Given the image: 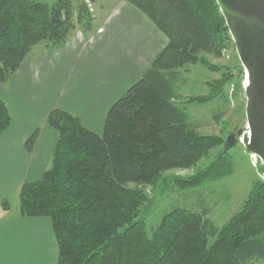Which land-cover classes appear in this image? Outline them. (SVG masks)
Returning <instances> with one entry per match:
<instances>
[{
  "label": "trees",
  "instance_id": "1",
  "mask_svg": "<svg viewBox=\"0 0 264 264\" xmlns=\"http://www.w3.org/2000/svg\"><path fill=\"white\" fill-rule=\"evenodd\" d=\"M168 38L153 59L109 109L101 134L78 116L52 109L45 123L58 139L49 167L18 192L21 216H47L58 247L55 264H248L264 260V182H256L242 208L222 227L206 210L175 208L150 234L139 215L144 196L138 186L152 184L171 169H188L220 144L197 132L176 103L179 70L200 52L219 54L228 29L215 0H127ZM70 0H0V83L18 69L32 47L61 46L75 29ZM79 4L77 23L90 24ZM88 26V25H86ZM89 27V26H88ZM211 70L217 67L201 58ZM224 75L207 96H221ZM11 117L0 100V134ZM37 130L25 141L30 152ZM212 166L174 178L180 189L194 190L208 180ZM130 184L134 186L131 187ZM4 209L9 207L3 201Z\"/></svg>",
  "mask_w": 264,
  "mask_h": 264
},
{
  "label": "crops",
  "instance_id": "2",
  "mask_svg": "<svg viewBox=\"0 0 264 264\" xmlns=\"http://www.w3.org/2000/svg\"><path fill=\"white\" fill-rule=\"evenodd\" d=\"M118 5L122 9L104 17L101 31L87 36L73 30L61 46H42L36 55L31 50L0 83V100L11 117L0 134V264H55L58 259L51 219L21 216L17 202L20 187L39 180L49 167L58 139L45 123L49 111L76 115L88 130L101 134L111 106L168 43L136 6L127 0ZM51 51L54 59L37 82L31 62L40 58L46 65L43 56ZM36 130L28 152L24 143ZM3 201L11 206L4 209Z\"/></svg>",
  "mask_w": 264,
  "mask_h": 264
},
{
  "label": "rangeland",
  "instance_id": "3",
  "mask_svg": "<svg viewBox=\"0 0 264 264\" xmlns=\"http://www.w3.org/2000/svg\"><path fill=\"white\" fill-rule=\"evenodd\" d=\"M37 1L51 5L56 0ZM118 1L70 0L74 12V30L87 36L101 31L104 17L122 9ZM81 2L88 11L90 24L84 25L86 19L82 23L76 22ZM220 32L224 45L220 48L219 54L200 52L197 61L188 63L179 70V80L176 84L178 96L176 103L185 110L188 121L196 125L198 133L217 137L220 144L209 150L191 168L168 170L152 184L138 186L144 196L143 202L138 206L139 215L145 221L148 234L168 212L175 208H185L197 213L206 210V217L215 226L222 227L242 208L252 186L256 182H264V165L256 155L249 153L242 143L237 140L227 150L223 149L229 133L245 129L246 96L243 89L244 72L234 42L229 31L227 37H224L222 28ZM42 46L46 47L45 42H39L32 47L31 53L34 55L40 53ZM48 54L43 56L44 60L48 61L46 65L40 63V58L31 62L36 73L37 80L35 78L34 80L37 82L41 73L46 72L43 68L50 65L54 59L51 57L54 55L52 51ZM201 58L217 69H209L199 61ZM227 74L230 76L222 85L221 96L207 102H188L193 97L207 96L213 83L222 80ZM209 166H212V169L208 180L194 190L180 189L176 181L174 182V178L192 176ZM130 186L134 185L130 184ZM8 205L11 206V203L8 202ZM248 264H264V260H253Z\"/></svg>",
  "mask_w": 264,
  "mask_h": 264
},
{
  "label": "water",
  "instance_id": "4",
  "mask_svg": "<svg viewBox=\"0 0 264 264\" xmlns=\"http://www.w3.org/2000/svg\"><path fill=\"white\" fill-rule=\"evenodd\" d=\"M243 68L245 129L229 133L227 150L237 140L264 165V0H215Z\"/></svg>",
  "mask_w": 264,
  "mask_h": 264
},
{
  "label": "bare ground",
  "instance_id": "5",
  "mask_svg": "<svg viewBox=\"0 0 264 264\" xmlns=\"http://www.w3.org/2000/svg\"><path fill=\"white\" fill-rule=\"evenodd\" d=\"M254 156V155H253ZM255 157V156H254Z\"/></svg>",
  "mask_w": 264,
  "mask_h": 264
}]
</instances>
